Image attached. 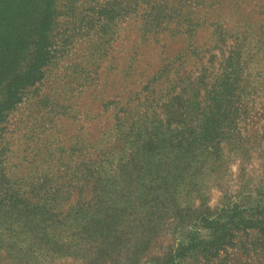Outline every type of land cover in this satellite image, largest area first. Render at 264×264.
I'll list each match as a JSON object with an SVG mask.
<instances>
[{
  "label": "rangeland",
  "instance_id": "rangeland-1",
  "mask_svg": "<svg viewBox=\"0 0 264 264\" xmlns=\"http://www.w3.org/2000/svg\"><path fill=\"white\" fill-rule=\"evenodd\" d=\"M39 17L0 264H264V0H0V103Z\"/></svg>",
  "mask_w": 264,
  "mask_h": 264
},
{
  "label": "trees",
  "instance_id": "trees-1",
  "mask_svg": "<svg viewBox=\"0 0 264 264\" xmlns=\"http://www.w3.org/2000/svg\"><path fill=\"white\" fill-rule=\"evenodd\" d=\"M45 10V9H44ZM43 10V11H44ZM48 20L44 17H39L38 25H37V35L38 40L36 43V53L35 58L29 64V66L20 74L14 76L10 79L5 87L4 99L0 103V113L3 109L11 106L17 99L16 93L17 89L23 87L32 81L35 77V72L38 70L40 65H42L44 61V57L46 55V51L44 50V33L47 30ZM228 101L230 102V98L228 97ZM247 228L256 229L257 232H260L264 237V221L256 220V222L251 221L247 224Z\"/></svg>",
  "mask_w": 264,
  "mask_h": 264
}]
</instances>
